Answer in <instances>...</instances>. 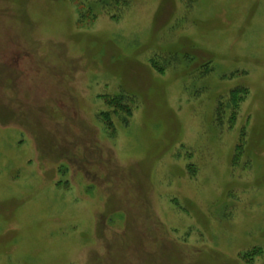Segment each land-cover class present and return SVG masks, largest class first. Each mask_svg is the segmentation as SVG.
Here are the masks:
<instances>
[{
    "label": "rangeland",
    "instance_id": "rangeland-1",
    "mask_svg": "<svg viewBox=\"0 0 264 264\" xmlns=\"http://www.w3.org/2000/svg\"><path fill=\"white\" fill-rule=\"evenodd\" d=\"M125 1L0 0V264H264V0Z\"/></svg>",
    "mask_w": 264,
    "mask_h": 264
},
{
    "label": "trees",
    "instance_id": "trees-1",
    "mask_svg": "<svg viewBox=\"0 0 264 264\" xmlns=\"http://www.w3.org/2000/svg\"><path fill=\"white\" fill-rule=\"evenodd\" d=\"M91 2L93 4H97V3H102L103 6L105 7V10H109L111 6V4L114 3H123L124 7H127V2L125 0H91ZM108 15L111 18H117L119 17L120 13H109L107 12ZM80 15V20L85 17V14L81 13ZM95 15L93 14L91 19H94ZM188 55L186 53L180 54L179 56H177V54L172 53V54H168L163 56V61L161 62V65L157 63V61H155L156 59L151 58L149 60V63L151 65V67H153L156 71L158 72H163L164 69L166 68V65H168V62L170 63V65H176L178 64V62H180L181 60H186ZM211 61H205L202 64H200L201 66H199L198 69H201L200 71V75L201 77L208 75L212 70V66H210ZM247 95V89L241 86H235L233 88H231L228 93L227 96L224 98H221L217 101L215 109H214V114H215V119L216 121H218L219 123L223 122V118L224 121L227 123L228 128H232L233 125L236 122L237 119V114L239 112V106L240 103L245 99ZM103 102L106 105L107 109L106 110H102L99 112V116L100 119L105 123V125L108 128L113 129L114 128V124H113V120H112V115L115 114L118 117V120L123 123V124H127L128 123V117L131 116V107L130 105H128L129 102H133V98H129L128 96L122 94L120 91L114 95H103ZM121 114H123L124 116H121ZM239 143L235 145L234 147V152L232 155V163H237V161L239 160V156L240 154H242V151L244 150V146L242 148V144H243V138L245 136L244 133V128H242V125L239 127Z\"/></svg>",
    "mask_w": 264,
    "mask_h": 264
}]
</instances>
